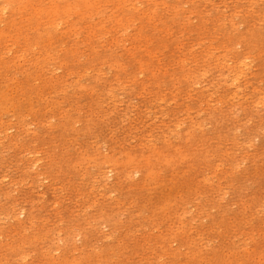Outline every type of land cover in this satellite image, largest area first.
Here are the masks:
<instances>
[{
    "label": "rangeland",
    "instance_id": "obj_1",
    "mask_svg": "<svg viewBox=\"0 0 264 264\" xmlns=\"http://www.w3.org/2000/svg\"><path fill=\"white\" fill-rule=\"evenodd\" d=\"M0 264H264V0H0Z\"/></svg>",
    "mask_w": 264,
    "mask_h": 264
}]
</instances>
